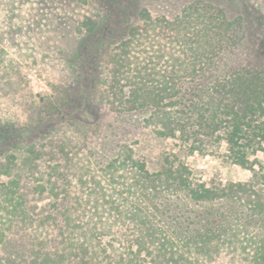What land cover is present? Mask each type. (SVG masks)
Segmentation results:
<instances>
[{"label": "rangeland", "instance_id": "rangeland-1", "mask_svg": "<svg viewBox=\"0 0 264 264\" xmlns=\"http://www.w3.org/2000/svg\"><path fill=\"white\" fill-rule=\"evenodd\" d=\"M218 42L230 47L218 54ZM263 65L264 0H0V199L20 176L28 209L52 210V192L61 210L78 203L75 238L101 249L91 264H264L262 152L254 175L233 163L223 131L164 135L166 113H188L204 86ZM127 147L152 180L180 171L218 196L164 186L148 196L131 166L110 169ZM144 220L152 240L137 231ZM0 232L17 240L1 219ZM0 259L10 264L3 243Z\"/></svg>", "mask_w": 264, "mask_h": 264}, {"label": "trees", "instance_id": "trees-1", "mask_svg": "<svg viewBox=\"0 0 264 264\" xmlns=\"http://www.w3.org/2000/svg\"><path fill=\"white\" fill-rule=\"evenodd\" d=\"M228 47L230 44L224 45V42H218L214 49L220 54ZM212 64L211 66L214 68L215 66ZM225 73L226 77L218 79L198 91L197 98L190 101L193 107L188 108V113L186 111L177 115L166 113L167 123L164 135L174 136L176 128H180V132L184 136L189 132L185 128V125L188 124L193 126V136L198 139L203 136H214L223 131L218 136L225 137L224 141L233 163L255 175L256 172L252 166L254 160L251 158L258 151L264 155V65L261 68L252 69L243 66ZM163 85L167 87L169 80L164 81ZM173 87H176V84ZM139 99L143 107H148L151 102L143 95ZM152 114L155 121L160 120L161 112L159 110H155ZM31 165L35 166L34 163ZM129 166L136 171L137 182L140 183V188L148 196H157L156 189L163 186L170 189L185 187L188 197L196 202L213 201L218 196L213 188H206L204 184L191 186L180 171L169 169L155 175L152 180L145 170V163L137 162L130 147L125 149L117 159L116 165L110 169L112 172H116L117 169H126ZM6 167H11L9 159ZM260 177L264 181V163H261ZM51 178V191L54 186L55 191H63L67 182L62 183L57 175L55 177L52 175ZM66 179L68 183L71 182V179ZM21 181L22 178L19 176L4 183L2 185L4 196L0 199V219L13 231V236H17V240L3 241L0 239V244L5 245L6 251L10 255V264L93 263L92 261L98 258L101 253V249L98 248L93 237H87V234L93 235L94 229L87 230L84 240L75 238V227L78 224L73 220L76 216L79 217L80 212L77 209L79 204L77 203V206L76 204H67L66 208L61 210L62 208L57 206L65 200V196L52 192L53 194L48 193L55 205L52 210L28 209L23 206L22 195L20 194L18 197L14 193V190L21 185ZM262 183L264 185V182ZM44 185L39 183V188L45 189ZM238 186L244 185L239 184ZM247 186L251 187L248 184ZM230 191L233 192V190ZM42 193L43 191H40L38 196L42 195L41 197L44 198ZM150 201L153 200L150 199ZM117 211L122 214L121 211ZM70 221L74 224L69 223ZM136 228L141 237L152 240L155 236L151 224L146 220L142 224L136 225ZM53 231L58 238L54 239ZM2 235L3 233L0 232V236ZM1 262L6 263V260L0 259V264H2ZM122 263L123 260L120 261V264Z\"/></svg>", "mask_w": 264, "mask_h": 264}]
</instances>
